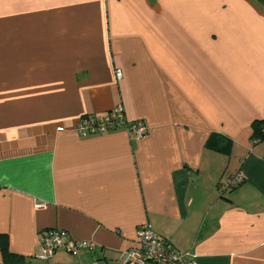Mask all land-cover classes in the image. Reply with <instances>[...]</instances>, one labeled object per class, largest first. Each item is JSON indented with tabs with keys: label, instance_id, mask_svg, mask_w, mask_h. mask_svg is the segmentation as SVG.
I'll list each match as a JSON object with an SVG mask.
<instances>
[{
	"label": "crops",
	"instance_id": "obj_1",
	"mask_svg": "<svg viewBox=\"0 0 264 264\" xmlns=\"http://www.w3.org/2000/svg\"><path fill=\"white\" fill-rule=\"evenodd\" d=\"M119 105L145 138L75 132ZM263 121L264 0H0V264H114L143 224L264 264ZM48 230L98 248L40 262Z\"/></svg>",
	"mask_w": 264,
	"mask_h": 264
},
{
	"label": "built area",
	"instance_id": "obj_2",
	"mask_svg": "<svg viewBox=\"0 0 264 264\" xmlns=\"http://www.w3.org/2000/svg\"><path fill=\"white\" fill-rule=\"evenodd\" d=\"M115 78L120 80L122 74L115 71ZM123 129L129 137L141 140L148 134V128L142 122H127L121 105L101 115H86L77 121L75 132L80 137L105 134ZM62 132L63 129H57ZM261 140H264V121L260 127ZM261 140H256L259 142ZM243 175L238 173L228 178L223 184V191H230L243 183ZM135 248L121 251L114 264H197L196 256L190 251L173 247L157 235L148 224L140 225L135 230ZM92 241H75L62 230H48L39 237L38 253L35 260L49 261L57 252L62 251L71 257L92 253L97 249Z\"/></svg>",
	"mask_w": 264,
	"mask_h": 264
},
{
	"label": "trees",
	"instance_id": "obj_3",
	"mask_svg": "<svg viewBox=\"0 0 264 264\" xmlns=\"http://www.w3.org/2000/svg\"><path fill=\"white\" fill-rule=\"evenodd\" d=\"M261 123L262 122H260V123H254L253 124V128H254V130H255V132H254V134H255V140H261V134H260V127H261ZM213 145V143L211 142V143H209V146H212ZM6 256H10L9 254H7Z\"/></svg>",
	"mask_w": 264,
	"mask_h": 264
}]
</instances>
